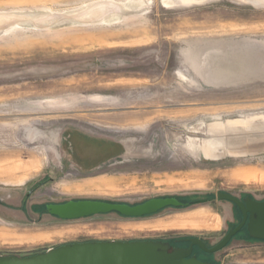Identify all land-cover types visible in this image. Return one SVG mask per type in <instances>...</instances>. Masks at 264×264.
<instances>
[{
	"label": "rangeland",
	"instance_id": "374dc122",
	"mask_svg": "<svg viewBox=\"0 0 264 264\" xmlns=\"http://www.w3.org/2000/svg\"><path fill=\"white\" fill-rule=\"evenodd\" d=\"M220 191L264 199V0H0V254L213 246L242 219ZM157 197L194 202L145 216L48 210ZM260 241L242 229L195 253L264 264Z\"/></svg>",
	"mask_w": 264,
	"mask_h": 264
},
{
	"label": "water",
	"instance_id": "95a60500",
	"mask_svg": "<svg viewBox=\"0 0 264 264\" xmlns=\"http://www.w3.org/2000/svg\"><path fill=\"white\" fill-rule=\"evenodd\" d=\"M218 199L236 204L242 212V219L213 246L197 236L187 238L188 246H173L170 241L162 239L74 241L31 255L0 254V264H218L200 259L193 253L194 246L207 253L217 252L245 226L252 238L264 240V199L240 198L225 191L218 193ZM169 205L181 206L184 202L176 197L151 198L135 205L79 199L50 204L48 210L61 218H80L112 211L128 216H145Z\"/></svg>",
	"mask_w": 264,
	"mask_h": 264
},
{
	"label": "flooded vegetation",
	"instance_id": "af4514ba",
	"mask_svg": "<svg viewBox=\"0 0 264 264\" xmlns=\"http://www.w3.org/2000/svg\"><path fill=\"white\" fill-rule=\"evenodd\" d=\"M187 238H188V237H186V238H181L182 240L179 241V243H180L179 245H173V244H172V245H173V246H188L190 242L187 240ZM166 240H167V241H170L171 239H170V240H169V239H166ZM179 240H180V239H179ZM170 242H171V241H170ZM172 243H173V242H172ZM186 243H187V244H186ZM195 247H196V246H194V249H193V253H194V254H196V253H195ZM198 257H199V256H198ZM199 258H200V257H199ZM200 259H201V258H200Z\"/></svg>",
	"mask_w": 264,
	"mask_h": 264
},
{
	"label": "trees",
	"instance_id": "16d2710c",
	"mask_svg": "<svg viewBox=\"0 0 264 264\" xmlns=\"http://www.w3.org/2000/svg\"><path fill=\"white\" fill-rule=\"evenodd\" d=\"M184 200L186 201V200H188L187 198H184ZM194 202V200L193 201H191V200H189V201H186L185 202V204L184 205H187V204H191V203H193ZM243 229H246L247 230V228H246V226L243 228ZM240 232V231H239ZM247 233H248V237H250V238H252L250 235H249V232H248V230H247ZM180 239V238H179ZM176 239L175 241H181L182 239ZM253 239V238H252ZM255 239V238H254ZM259 240V239H258ZM171 241V243L173 242L172 240H170ZM172 244H174V243H172Z\"/></svg>",
	"mask_w": 264,
	"mask_h": 264
},
{
	"label": "crops",
	"instance_id": "0c3cea01",
	"mask_svg": "<svg viewBox=\"0 0 264 264\" xmlns=\"http://www.w3.org/2000/svg\"><path fill=\"white\" fill-rule=\"evenodd\" d=\"M260 242H262V243H260V244L264 245V241H260Z\"/></svg>",
	"mask_w": 264,
	"mask_h": 264
},
{
	"label": "bare ground",
	"instance_id": "6f19581e",
	"mask_svg": "<svg viewBox=\"0 0 264 264\" xmlns=\"http://www.w3.org/2000/svg\"><path fill=\"white\" fill-rule=\"evenodd\" d=\"M244 143V142H243Z\"/></svg>",
	"mask_w": 264,
	"mask_h": 264
}]
</instances>
